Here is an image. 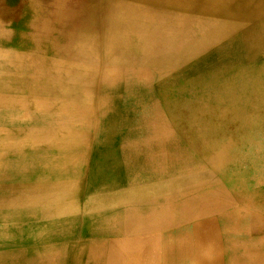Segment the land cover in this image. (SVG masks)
<instances>
[{"label": "bare ground", "instance_id": "1", "mask_svg": "<svg viewBox=\"0 0 264 264\" xmlns=\"http://www.w3.org/2000/svg\"><path fill=\"white\" fill-rule=\"evenodd\" d=\"M26 1L34 2L39 8L36 19L29 23V39L51 43V52L63 58H36L31 62L32 66H44L41 68L44 73H35L27 80L15 77L26 94L21 95L20 88H17L10 97L21 96L39 101L40 105L24 106L20 101L18 108L23 112L20 115L12 113L8 124L0 131V156L4 160L24 153V160L31 165L21 170L12 168L9 178L22 184L25 180L33 182L38 176L44 180L40 182L43 186L49 179L67 185L81 174L88 148L95 143L102 126L100 115L116 114L120 107L128 106L127 102H134L143 115L149 114L150 97H142L140 89L148 86L150 73L163 70L160 65L166 66V57L187 56L212 45L214 36L204 30L199 23L202 18L197 15L213 11L215 3H231L228 0ZM50 6L55 8L54 11L47 10ZM0 33L5 31L0 30ZM54 37L66 42L59 44ZM66 55L83 64H74ZM65 57L70 62L65 61ZM157 57H163V63ZM141 63L146 66L141 67ZM25 109L29 111L26 113ZM16 123L23 125L16 128ZM1 146L6 151L1 152ZM16 162L20 164L22 159L18 158ZM36 164L41 168L31 169ZM224 205L221 198L213 201L212 197L206 196L188 208L174 206L150 222L142 213L126 208V215L121 218L127 229L136 232L141 239L150 234L157 238L141 243L137 248L117 251L130 256L126 264H264V229H221L212 215ZM233 221L239 226L240 220ZM93 224H97L95 218ZM172 225L180 229H169ZM150 245L152 247H148ZM87 258L94 264H107L102 250L95 247L88 251ZM113 260L115 262L116 257Z\"/></svg>", "mask_w": 264, "mask_h": 264}, {"label": "crops", "instance_id": "2", "mask_svg": "<svg viewBox=\"0 0 264 264\" xmlns=\"http://www.w3.org/2000/svg\"><path fill=\"white\" fill-rule=\"evenodd\" d=\"M13 1H0V27L5 26L0 30L5 31L2 33L4 36L8 34L6 31L13 30L12 20L16 18L15 20L22 22L19 11L11 12ZM228 1L231 3H215L213 11L197 15L202 18L199 23L204 30L214 36L212 45L209 44L205 49L209 53L204 56L241 59L246 67L264 68V0ZM16 3L19 4L17 10H20L22 2ZM19 35L29 39L28 32ZM0 49V55L5 58L9 56L8 63L14 65L15 61L11 58L14 52L5 51L7 47ZM51 53L53 52L40 49L37 54H33V59H28V52L18 51L16 55H27L29 69H33L31 62L36 58H63L57 53ZM66 56L74 64H83L73 56ZM64 59L70 62L66 57ZM23 61L26 62L22 59L21 62L17 60V63ZM43 67H34V71L39 73ZM13 69L0 75V131L8 124L12 113L20 115L23 112L18 108L21 104L33 107L40 105L39 101L21 96L10 97L17 88H20L21 95L26 94L15 77L26 79L35 75L14 72ZM20 101L23 103L20 104ZM51 105L60 106L56 103ZM130 110L133 111L132 108ZM28 111L25 109L26 113ZM131 111L122 106L116 114L100 115L102 126L95 143L88 148L87 161L82 165L81 174L67 185L53 183L49 179L44 186L54 188H45L40 183L44 180L38 176L33 178V182L25 180L20 184L21 181L9 178V173L12 168H29L31 164L24 160V153L12 157L13 159L6 157L3 160L0 156V166L3 165L0 168V264H94L87 258L88 251L93 247L102 250L107 264H126L130 256L123 255L118 249L137 248L139 244L152 242L157 238L150 234L141 239L136 232L127 229L121 218L126 215V208L142 213L147 218L146 221L150 222L174 206L184 205L188 208L206 196L212 197L213 201L221 198L213 193L202 194L199 191L190 194L186 180L183 183L181 179L174 182L169 179L167 181V178L143 177L141 171L151 170L155 173L157 155L149 141L142 143L140 128L131 123L134 120V111ZM22 125L16 123L15 127L20 128ZM149 137L151 135L148 133ZM4 151L6 149L1 146V152ZM141 157L145 159L144 162ZM18 158L22 159V163L16 162ZM39 168L41 166L38 164L31 167L34 170ZM18 186L20 187L17 188ZM221 199L225 203L223 209L212 215L222 226L221 229H264V224L261 227L250 225L246 216L241 213L243 211L233 208L234 205L231 206L224 197ZM232 215L240 217L232 218ZM94 218L97 224H93ZM233 219L240 220L239 226H235ZM169 229L180 227L172 225Z\"/></svg>", "mask_w": 264, "mask_h": 264}, {"label": "rangeland", "instance_id": "3", "mask_svg": "<svg viewBox=\"0 0 264 264\" xmlns=\"http://www.w3.org/2000/svg\"><path fill=\"white\" fill-rule=\"evenodd\" d=\"M14 1L11 12L19 11L22 22L15 18L11 26L13 30H8L7 36L0 33V48L7 47L5 51L14 52L11 58L15 64L8 63L9 56L5 58L0 55V75L12 68L14 72L35 74L34 67L29 69L28 56L21 57L16 52H28V59H33V54L40 49L51 52V43L29 40L19 35L30 31L29 23L36 19L39 8L34 2ZM18 1H22L20 10H17ZM54 9L52 6L47 8L49 12ZM56 39L59 44L66 42ZM207 53L200 50L183 57H166V66L160 65L164 69L156 74L150 73L148 86L140 89L142 97H150L149 114L140 113L134 102L126 103L129 111L131 105L134 108V120H130L140 128L142 143L149 141L157 155L155 173L144 170L141 175L167 178V181L174 182L181 179L184 183L186 180L190 194L199 191L224 197L231 206L234 205L233 208L243 211L241 213L250 225L261 227L264 224V68L246 67L241 59L204 56ZM157 58L163 63V57ZM22 59L26 62L17 63ZM255 111L258 112L254 115ZM148 133L151 135L149 138ZM141 160L145 161L143 157Z\"/></svg>", "mask_w": 264, "mask_h": 264}]
</instances>
